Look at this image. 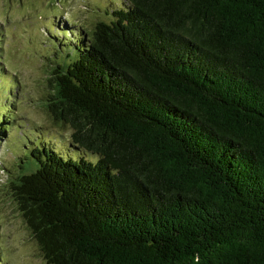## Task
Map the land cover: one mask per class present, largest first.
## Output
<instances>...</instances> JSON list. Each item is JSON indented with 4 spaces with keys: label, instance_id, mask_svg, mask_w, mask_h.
I'll return each instance as SVG.
<instances>
[{
    "label": "trees",
    "instance_id": "1",
    "mask_svg": "<svg viewBox=\"0 0 264 264\" xmlns=\"http://www.w3.org/2000/svg\"><path fill=\"white\" fill-rule=\"evenodd\" d=\"M45 111L12 196L46 264H264V0H127ZM80 151V152H79Z\"/></svg>",
    "mask_w": 264,
    "mask_h": 264
},
{
    "label": "rangeland",
    "instance_id": "2",
    "mask_svg": "<svg viewBox=\"0 0 264 264\" xmlns=\"http://www.w3.org/2000/svg\"><path fill=\"white\" fill-rule=\"evenodd\" d=\"M127 0H0V264H46L17 209L12 184L38 169L32 153L95 158L70 145L71 131L45 105L56 63L68 64L98 23Z\"/></svg>",
    "mask_w": 264,
    "mask_h": 264
}]
</instances>
